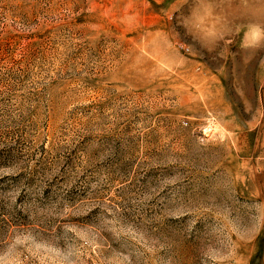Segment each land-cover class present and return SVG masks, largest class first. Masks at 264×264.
Here are the masks:
<instances>
[{"label": "rangeland", "instance_id": "rangeland-1", "mask_svg": "<svg viewBox=\"0 0 264 264\" xmlns=\"http://www.w3.org/2000/svg\"><path fill=\"white\" fill-rule=\"evenodd\" d=\"M0 264H264V0H0Z\"/></svg>", "mask_w": 264, "mask_h": 264}]
</instances>
